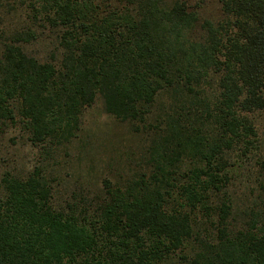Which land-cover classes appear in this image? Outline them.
Returning <instances> with one entry per match:
<instances>
[{"label":"trees","instance_id":"16d2710c","mask_svg":"<svg viewBox=\"0 0 264 264\" xmlns=\"http://www.w3.org/2000/svg\"><path fill=\"white\" fill-rule=\"evenodd\" d=\"M162 95L134 177L54 173L97 97L136 129ZM261 117L264 0H0V121L39 152L0 180V264H264V182L240 208L226 170L264 169Z\"/></svg>","mask_w":264,"mask_h":264},{"label":"rangeland","instance_id":"374dc122","mask_svg":"<svg viewBox=\"0 0 264 264\" xmlns=\"http://www.w3.org/2000/svg\"><path fill=\"white\" fill-rule=\"evenodd\" d=\"M207 10H203L201 18L208 17L207 15L217 18L215 6H209ZM45 44L47 41L38 42L32 45L30 50L36 51L35 48L44 47ZM49 50L45 52L49 53ZM169 103V96L159 97L151 109L152 113L147 122L136 124L137 128L132 129L133 125L122 123L107 115L104 112L102 99L97 97L94 104L82 112L80 129L76 132L75 138L70 144L55 152L54 162L58 165L54 167V173L60 172L61 177L71 186L69 189L73 192L79 191L78 186L83 187L89 184L90 189L104 177L122 183L131 179L133 175L144 169V162H140V159L146 153L145 148L149 146V139L153 137V128L150 126H157L155 118H158L162 112L161 107L168 109ZM257 122L258 132H264V118H259ZM20 127L19 124L15 125L11 121H0V180L5 174L27 175L38 157L39 152L32 148L26 131ZM262 137L263 147L260 153L264 157V135ZM260 161L257 154H249L247 157H242L238 153L230 154L226 160L229 179L227 194L234 197L241 196L240 191L248 185L247 188L252 189L245 191L246 197L257 198L258 185L264 182L262 173L264 169L261 168ZM62 193L64 194L62 197L58 195L62 201L70 195V192L62 191ZM242 198L244 202V196H241L236 203V206L240 208H242Z\"/></svg>","mask_w":264,"mask_h":264}]
</instances>
